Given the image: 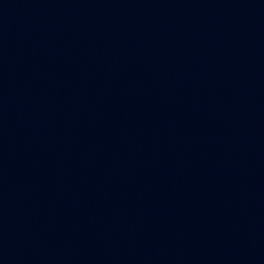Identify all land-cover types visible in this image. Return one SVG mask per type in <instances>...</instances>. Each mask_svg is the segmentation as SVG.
Listing matches in <instances>:
<instances>
[{"label": "water", "instance_id": "1", "mask_svg": "<svg viewBox=\"0 0 264 264\" xmlns=\"http://www.w3.org/2000/svg\"><path fill=\"white\" fill-rule=\"evenodd\" d=\"M0 264H264V0H0Z\"/></svg>", "mask_w": 264, "mask_h": 264}]
</instances>
